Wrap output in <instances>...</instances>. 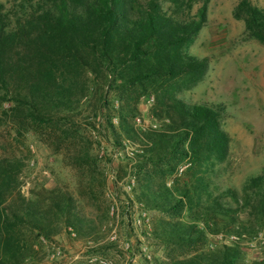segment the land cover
<instances>
[{
	"label": "trees",
	"instance_id": "obj_1",
	"mask_svg": "<svg viewBox=\"0 0 264 264\" xmlns=\"http://www.w3.org/2000/svg\"><path fill=\"white\" fill-rule=\"evenodd\" d=\"M207 1L23 0L0 12V126L18 143L33 131L62 154L86 194L103 204L89 217L67 190L42 187L26 196L20 176L27 155L8 152L12 142L0 144V264H26L42 240L63 228L78 237H104L109 204L96 151L101 139L118 149L134 147L132 191L146 210H191L190 222L154 219L151 236L178 250L155 264H241L238 244L203 245L207 234H240L232 227L239 208L250 206L264 217V167L263 175L247 180L251 195L244 206L229 204V198L240 202L235 189L214 194L209 173L228 152L220 109L179 96L208 69L207 57L188 52L206 21ZM235 16L244 19L248 36L264 43V9L240 0ZM145 94L153 95L156 127L139 128L134 120ZM185 161L188 166L168 185L166 178Z\"/></svg>",
	"mask_w": 264,
	"mask_h": 264
},
{
	"label": "rangeland",
	"instance_id": "obj_2",
	"mask_svg": "<svg viewBox=\"0 0 264 264\" xmlns=\"http://www.w3.org/2000/svg\"><path fill=\"white\" fill-rule=\"evenodd\" d=\"M22 1L0 0V12L14 10ZM239 1H207L206 21L189 45L188 52L207 57L208 69L201 80L179 91V96L186 102L220 109V126L228 137V152L209 173L210 189L214 194L227 188L237 190L239 204L227 198L232 207L244 206L245 196L251 195V191L244 189L247 180L263 175L264 167V43L245 33L244 19L235 16ZM249 1L264 9V0ZM195 9L196 6L192 13ZM152 103V94L141 96L138 102L140 114L134 118L139 128L158 126L150 114ZM8 142L13 143L11 148L7 146L8 152L14 149L16 155H27L20 176L23 194L29 196L42 187L67 190L81 199L78 203L87 216L102 212L101 199L86 194L75 170L66 165L62 154L52 151L33 131L27 132L18 143L0 126V144ZM110 143L101 139V145L96 146L106 171L104 197L109 204V218L102 226L103 232L100 230L104 237L100 240L78 237L69 228H63L53 239L42 240L26 264H155L168 258L170 253L178 252H172L170 247L151 236L152 223L157 217L190 222L191 210L184 207L177 213H163L146 210L136 202L129 158L133 156L134 147L118 149ZM25 146L30 149L28 154ZM187 166L186 161L182 162L177 173L166 178L167 184L170 185L173 177ZM237 217L238 221L232 227L240 234L225 231L207 234L203 249L238 244L241 264L264 262V217L247 205L239 208Z\"/></svg>",
	"mask_w": 264,
	"mask_h": 264
}]
</instances>
